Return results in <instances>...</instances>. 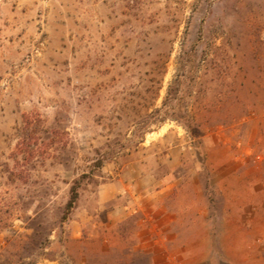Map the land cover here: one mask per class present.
<instances>
[{
	"label": "rangeland",
	"instance_id": "rangeland-1",
	"mask_svg": "<svg viewBox=\"0 0 264 264\" xmlns=\"http://www.w3.org/2000/svg\"><path fill=\"white\" fill-rule=\"evenodd\" d=\"M193 1L0 0V264H264V0Z\"/></svg>",
	"mask_w": 264,
	"mask_h": 264
},
{
	"label": "trees",
	"instance_id": "trees-1",
	"mask_svg": "<svg viewBox=\"0 0 264 264\" xmlns=\"http://www.w3.org/2000/svg\"><path fill=\"white\" fill-rule=\"evenodd\" d=\"M213 0H194L193 1V7L195 8V10H199V9H203L204 10V16L202 18V26H201V34L199 35L200 38L205 37L208 39V42L211 43L212 46L216 47V48H221L222 45H224V38L226 37V30H225V25H222L221 28L219 30L215 29L212 32L209 33H202V31H206V29L208 30L209 27L212 24V20L211 18L207 17L206 15L213 13V11L211 10V2ZM212 11V12H211ZM202 36V37H201ZM199 38V39H200ZM185 39V38H184ZM181 41V46H180V51L177 57V63L183 64L187 57H188V50L185 49V40ZM259 39V38H258ZM224 59V58H223ZM211 61H213L216 66H218L220 63L218 62V58H211ZM217 76L216 77H212V81L219 79L220 85H223L225 82V74L223 73V70L217 71ZM177 82V79L175 77V79L170 83L168 89H167V93L165 95V98L163 100V106H168L171 104L172 100L176 98L175 94H176V89L174 87V83ZM224 95L225 93L223 92L217 99L216 104L214 105V109L212 108V112H218L220 110V108L222 107V102L224 101ZM211 99L210 100H203L202 106L203 108L205 107H210L209 104H211ZM172 105V104H171ZM210 109V108H209ZM167 116L164 117H172V119L179 121L181 119V114H176V113H172V114H166ZM199 116V115H198ZM201 117H206V114H201ZM196 118V116H195ZM165 118H161L160 120H164ZM194 119V118H193ZM183 124L187 127V128H191L192 127V122H190L189 120H187L186 122H183ZM103 163V159H98L97 160V165L101 166ZM80 179H76L74 180L73 184L71 185V189H70V197L67 201V205H66V211H65V215L64 217H66L75 207L77 201H78V197H79V187H80Z\"/></svg>",
	"mask_w": 264,
	"mask_h": 264
},
{
	"label": "crops",
	"instance_id": "crops-1",
	"mask_svg": "<svg viewBox=\"0 0 264 264\" xmlns=\"http://www.w3.org/2000/svg\"><path fill=\"white\" fill-rule=\"evenodd\" d=\"M158 191H160V190H158Z\"/></svg>",
	"mask_w": 264,
	"mask_h": 264
}]
</instances>
